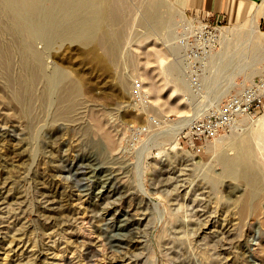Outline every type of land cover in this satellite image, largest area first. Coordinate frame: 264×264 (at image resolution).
<instances>
[{
  "label": "rangeland",
  "instance_id": "1",
  "mask_svg": "<svg viewBox=\"0 0 264 264\" xmlns=\"http://www.w3.org/2000/svg\"><path fill=\"white\" fill-rule=\"evenodd\" d=\"M118 1L124 7L111 25L120 34L109 42L117 50L114 58H107L101 46L66 39L45 49L49 60L79 83L77 100L86 106L79 116L69 110L55 115L54 94L42 109H33L35 129L22 112L23 104L9 98L15 88H5L0 77V264H150L155 260L156 264H264V148L253 133L252 153L262 190L252 199L245 200V182L223 174L222 165L213 158L215 145L228 156L236 154L230 142L245 138L242 128L255 131L260 126L257 121L240 126L260 117L264 108L242 116L240 129L221 132L198 155L185 144L186 127L178 143L172 142L176 121L203 115L261 74L264 31L257 24L252 33L251 19L221 23L225 48L220 50L219 42L208 58L201 75L202 93L197 96L190 91L177 44L190 11L172 0H159L171 19L168 36V29H150V20L143 16L147 0ZM6 27L0 17V47L17 49ZM172 64L185 80L182 89L176 88L175 74L168 70ZM136 87L147 95L138 105L133 103ZM222 90L225 93L216 100ZM151 118L159 125H152ZM140 126L148 131L129 144L132 131ZM84 158L103 163L104 172L113 173L115 189L111 187L104 198L94 197L96 182L90 178V168L81 167ZM198 158L210 162L200 165ZM209 174L222 177L216 186L208 181ZM173 215L175 219H169ZM117 217L128 218L131 231H126L120 246L113 247L102 228Z\"/></svg>",
  "mask_w": 264,
  "mask_h": 264
},
{
  "label": "bare ground",
  "instance_id": "2",
  "mask_svg": "<svg viewBox=\"0 0 264 264\" xmlns=\"http://www.w3.org/2000/svg\"><path fill=\"white\" fill-rule=\"evenodd\" d=\"M123 7L124 5H121V2H119L118 0L116 1L114 0H0V17L4 18L5 21L7 22L6 29H8V33L10 34L9 37L12 39V42L15 41V43L18 46L17 49H12L10 47H6V48L0 47V77H2V82L5 88H8V90H10L9 88H15L13 92L11 91L12 93L9 98L19 105L23 104L21 105L23 107L22 112L27 117H29L30 121L28 122L30 124L33 123L34 119L35 121L37 119L36 115H34L33 113V109L34 108L42 109V104L45 101H47L49 97L51 98V96L54 94L56 96V102L58 103L56 107L57 113L55 115H61L63 113L66 114V112L69 110L71 115L74 113V115L79 116L86 109V106L80 105L81 103L83 104V102L82 101L78 102L77 100L78 99L77 93L79 89V83L77 82V80L69 79L68 78L69 76L61 67L57 66L54 61L49 60L50 55L45 49L48 47H51L54 44V42L58 40L66 39V40H70L71 42L79 41L82 43L92 44L93 46H101L103 47L104 54L107 58H114L117 50L115 48H112L109 45V42L113 38L119 39L118 37L120 34L119 35L116 34L113 31V26L111 25H112L113 20L119 19V15H121L122 13L121 11L123 10ZM143 11H144L143 14H145L143 16H145V18L150 20L151 22V23L149 22L152 25V26L150 25L151 27L150 29H152V27L157 30L161 28L168 29L166 31H168V36H169V31H170L169 26H170L171 19L169 20L168 18L169 16L164 10L163 3L159 2V0H147L143 4ZM146 19H144V21ZM249 26H250V31L252 33L256 31L257 23L254 19L250 20ZM236 34L238 35L239 32H236ZM225 40L226 38H225V35L223 34L220 40V44H221L220 50L225 48V43H226ZM10 45H12V43H9L8 46ZM170 49L174 51V46L171 47ZM15 70L17 71V73H14ZM168 70L169 72H173L175 74L176 88L182 89L183 87H185L186 85V84L184 85L185 80L184 78H182L181 74H180L181 77L178 76V70H177L176 65L175 64L170 65ZM230 84L233 85L235 83L231 81ZM222 93H225V90H222L216 96V100L220 99ZM244 116H249V114L244 115ZM190 121L191 120H189V118H181V120L179 119V122L176 121V126L175 125H174L175 127L173 126L174 127L173 129L176 135V138L172 140L173 144L178 143L179 134L184 131V128L188 126ZM255 121H257L258 123L255 125L259 126L260 124L261 126V127L259 126L260 128L256 127L255 131H250L249 129V131L247 132L246 131L244 132V128H242L240 133L241 134L245 133L244 134L246 135L245 138L241 140L238 137V139L235 140V137H234L235 141L233 140L234 142L233 141L230 142V145L232 147H235L237 150V152L234 151L236 152V154H234L233 156H230L232 153L228 156L222 151L219 152L218 147H216V145L213 146V158L217 157L216 159H218V163H220L223 167L222 168L223 174L229 175L230 177L231 176L238 177L239 179L245 182L246 192H247L246 198L244 196L245 200L247 198L252 199L254 197H257L262 190L261 173L259 170L260 168L258 167V165H256L257 162L255 163L256 160H254V157H253L254 154L252 153L251 136L254 133L255 137L260 141L262 147L264 148V114H262L260 117H256V118L254 117V119L251 118L247 121H244V123H242V126H240V128L247 126V125L249 127V125L254 124ZM238 123L239 121L231 128L232 130L234 129L233 131H235V129L237 128L240 129L238 127L239 126ZM168 125H172V124H168ZM31 126L34 127V123ZM31 126L29 125L28 128ZM9 131H6V132L9 133ZM29 131H32V130L30 129ZM240 135H237V136H240ZM16 139H17V136H16ZM11 153H12V150H11ZM0 156H2V153ZM197 161L200 163V165H207L210 162V161H203L200 158H198ZM102 164L103 163L97 160H94L93 158H84V160H82V163H81V167L87 166L90 168V171L92 172L91 174L90 173L89 174H90V178H94V181L96 182L95 183L96 188L94 190V197L96 198H104L105 196L109 195L112 190L111 187H114L113 185L115 184L113 173L111 171L104 172L105 170L103 169L104 166ZM44 176H46V174ZM207 176H209V178L208 177L207 178L209 179L208 181L211 182V186H216L219 183L220 179L222 178V177L220 178L219 175H214V174H209ZM210 182H208L209 186H210ZM88 190H90V188ZM47 191H50V190L48 189ZM86 192L89 193L90 191H86ZM88 193L86 194V196L87 195L91 196ZM46 194L47 193H45V195ZM113 196H115V194ZM1 198H4V197H1ZM109 203H112V202H109ZM95 206H98V205L95 204ZM103 209L104 208H102V210ZM113 213L115 212L113 211ZM100 215L102 217V214ZM110 215L111 213L109 214V216ZM112 215L114 216V214ZM52 217H53V214H52ZM123 217L122 218L117 217V220H115V218L112 219L114 223H110L107 221L106 223L108 224H106V226L104 227L105 230L104 228H102L103 229L102 233H104L105 235L104 237L109 242V243L108 242L106 243L112 245L113 247L120 246L123 243L124 235L126 231H128L130 220L128 218L125 219ZM170 217L173 218L174 215L169 216V219ZM172 218H171V221H172ZM173 219H175V217ZM105 220L103 218V221ZM127 220H129V222ZM205 221H207V219H205ZM99 225H102V223ZM130 231H128V233ZM128 233H126V235ZM127 238H130V237H127ZM135 238H138V236H136ZM89 252H86V253H89ZM126 253L127 252H124V254ZM204 254L206 255L205 252ZM118 263L119 261L116 264ZM156 263L157 261L155 260L150 264H156Z\"/></svg>",
  "mask_w": 264,
  "mask_h": 264
},
{
  "label": "built area",
  "instance_id": "3",
  "mask_svg": "<svg viewBox=\"0 0 264 264\" xmlns=\"http://www.w3.org/2000/svg\"><path fill=\"white\" fill-rule=\"evenodd\" d=\"M221 27L222 24L211 20L208 13L190 11L177 34V44L182 49L183 70L191 93L197 96L202 93L201 75L206 68L207 60L219 45ZM146 98L144 91L136 87L133 91V103L141 104ZM262 108H264V65L261 74L255 80L227 94L222 103L192 119L183 135L186 139L185 144L198 155L205 150L212 139L221 132L231 129L242 116ZM150 123L159 125L158 119L155 118H151ZM146 131H148L146 126L134 128L129 144H135L140 135Z\"/></svg>",
  "mask_w": 264,
  "mask_h": 264
},
{
  "label": "crops",
  "instance_id": "4",
  "mask_svg": "<svg viewBox=\"0 0 264 264\" xmlns=\"http://www.w3.org/2000/svg\"><path fill=\"white\" fill-rule=\"evenodd\" d=\"M186 12L208 13L220 23L254 19L264 31V0H172Z\"/></svg>",
  "mask_w": 264,
  "mask_h": 264
}]
</instances>
